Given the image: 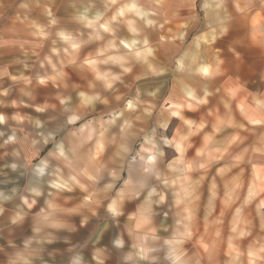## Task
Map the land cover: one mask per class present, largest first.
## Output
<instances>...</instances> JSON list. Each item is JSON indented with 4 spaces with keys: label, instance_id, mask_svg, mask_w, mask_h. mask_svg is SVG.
Masks as SVG:
<instances>
[{
    "label": "clouds",
    "instance_id": "1",
    "mask_svg": "<svg viewBox=\"0 0 264 264\" xmlns=\"http://www.w3.org/2000/svg\"><path fill=\"white\" fill-rule=\"evenodd\" d=\"M0 264H264V0H0Z\"/></svg>",
    "mask_w": 264,
    "mask_h": 264
}]
</instances>
